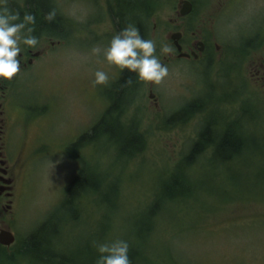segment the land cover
<instances>
[{
  "label": "rangeland",
  "instance_id": "rangeland-1",
  "mask_svg": "<svg viewBox=\"0 0 264 264\" xmlns=\"http://www.w3.org/2000/svg\"><path fill=\"white\" fill-rule=\"evenodd\" d=\"M52 1L57 15L69 21L66 40L59 39L52 46L43 36L30 44L32 49H42V54L16 73L8 91L9 106L25 123L22 131L28 157L14 212L5 221L16 240L5 250L14 253L18 241L61 205L64 188L80 165L103 177L100 188L112 182L118 200L108 213L102 202H94L95 195L84 192L80 222L74 227L63 224L62 238L83 236L95 222L107 220L101 219L103 215H109L111 237L127 238L132 246L135 236L128 220L149 201L159 180L166 179L208 119L219 129L238 118L243 132L264 140V0H192V12L176 27L188 35L199 31L207 42L220 45V50L211 47L210 54L196 61L174 58L152 79L155 64L172 50L166 34L173 29L169 19L176 18L179 1L156 0L150 15L152 49L147 51L139 79L126 94L127 104L120 107L119 117L121 123L142 132L145 149L125 160L116 159V146L107 137L71 155L66 152L108 107L104 96L118 80L122 53L112 18L105 13L101 17L106 0L101 5L99 0ZM23 2L0 0V23L7 15L5 7ZM23 45L20 34L10 29L1 32L0 61ZM151 79L156 108L148 98ZM195 99L203 102L202 111L180 123L167 122L173 112ZM231 173L226 165L198 166L191 181L205 190L197 195L199 203H189V207L183 201V212L174 220L167 209L158 216L161 228L148 235L144 263L173 264L163 250L166 246H158L161 250L155 252L148 246L160 237V241L171 240L179 264H264V194L246 197V190L253 187L249 181L246 184V173L239 180ZM11 263L33 264L26 257H15Z\"/></svg>",
  "mask_w": 264,
  "mask_h": 264
},
{
  "label": "trees",
  "instance_id": "trees-1",
  "mask_svg": "<svg viewBox=\"0 0 264 264\" xmlns=\"http://www.w3.org/2000/svg\"><path fill=\"white\" fill-rule=\"evenodd\" d=\"M106 2L107 7L104 8L105 12L103 11L101 17L105 13L113 20L116 41L119 42L122 53L120 74L113 89L108 90L104 96L109 102L108 107L87 132L69 144L66 152L71 155L84 145L96 143L100 138L107 137V140L116 146L118 153L116 159L125 160L145 149L142 132L135 130L131 125L121 123L119 117L120 110L123 109L120 107L127 104L125 100L126 98L128 100L129 96L126 94L139 79L148 55L147 51L152 49L150 15L156 7V0H106ZM55 8L52 0H24L22 4L8 5L5 9L3 7L7 15L1 18L0 33L10 29L20 34L24 43L21 48L25 51L31 48L30 44L43 36L64 39L69 21L59 17ZM203 109V102L195 99L173 112L167 118V122L180 123L194 112L198 113ZM237 120L238 118L216 129L217 125H213L211 119H208L200 127L186 153L175 162L166 179L159 180L157 187L152 190L149 201L128 220L131 221L129 222L131 232L135 236L131 242L132 246L126 241L127 238L121 240L123 237H111L113 234L109 230V215L102 216L101 219H107L105 222H95L91 232L85 230L83 236L67 238L72 240L71 244L65 237L62 238L63 224L72 223L74 227L80 222L84 203H81L80 199L84 192L95 195L94 202H102L108 213L114 211L118 200L112 182L100 188L99 185L104 183L103 177L93 169L80 165L64 188L61 205L56 206L42 223L18 241L15 252L8 254L5 248L0 246V264H13L15 262L11 263V260L15 257H26L33 264H146L143 261L148 235L154 232L156 234L161 228L157 223L158 216L163 215L167 209L169 218L174 220L183 212V201L187 206L189 203H199L197 195L199 191L205 190L198 188L191 179L200 164L201 167L226 165L227 173L232 171L230 175L236 180L245 172L246 184L249 181L253 186L251 190H246V194L249 195L245 196L248 198L253 194H259L257 197L262 196L264 140L246 131L243 132ZM205 154L207 158L203 157ZM75 159L79 158L75 156ZM250 176L254 177L252 182ZM159 238L148 245L152 252L160 251L158 247L160 245H163V248L166 246L163 249L165 254L171 258L173 264H179L177 251L172 252L173 248L170 247L171 240L164 242ZM116 240L119 242H115ZM173 257L176 258L173 260Z\"/></svg>",
  "mask_w": 264,
  "mask_h": 264
},
{
  "label": "flooded vegetation",
  "instance_id": "flooded-vegetation-1",
  "mask_svg": "<svg viewBox=\"0 0 264 264\" xmlns=\"http://www.w3.org/2000/svg\"><path fill=\"white\" fill-rule=\"evenodd\" d=\"M188 15L177 17L176 12V18L169 19V23L173 28L172 31L181 33L179 45L183 52L189 54L194 52L196 55L195 57L191 55L189 58L181 59L196 61L210 54L211 47L218 52L220 45L207 42L199 31H191L188 35L187 31L185 32L184 29L176 27V23L185 19ZM170 43L172 50L168 52V57H162L161 65L153 69L154 74L159 68L176 57L175 45L172 42ZM7 72L0 67V230L9 229V225L5 224V221L10 220L14 212V205L17 202L19 193L18 184L20 183L23 165H25L24 162L27 157L22 131L25 123L19 117L20 113L12 110L9 106V83L6 82ZM152 79L150 80V89H152L153 85Z\"/></svg>",
  "mask_w": 264,
  "mask_h": 264
},
{
  "label": "water",
  "instance_id": "water-1",
  "mask_svg": "<svg viewBox=\"0 0 264 264\" xmlns=\"http://www.w3.org/2000/svg\"><path fill=\"white\" fill-rule=\"evenodd\" d=\"M191 6H192L191 2H189L188 0H184L182 2L181 8H180L179 15L184 16L185 14L189 13L191 10ZM179 37H180L179 33H174L171 35V38L175 41V44L177 46V50L180 51V46L177 44V41H176ZM38 54H39L38 52L34 53V55H38ZM178 56H187L188 57L189 55L187 53L181 52ZM8 62H9V64H12L13 60L9 59ZM149 96L153 97L152 94H150ZM13 242H14L13 234L8 230L1 229L0 230V244L5 245V246H9Z\"/></svg>",
  "mask_w": 264,
  "mask_h": 264
}]
</instances>
